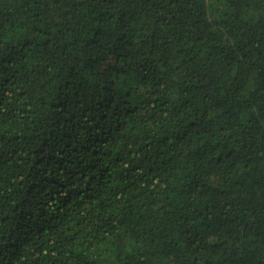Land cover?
<instances>
[{
	"label": "trees",
	"instance_id": "obj_1",
	"mask_svg": "<svg viewBox=\"0 0 264 264\" xmlns=\"http://www.w3.org/2000/svg\"><path fill=\"white\" fill-rule=\"evenodd\" d=\"M0 264H264V0H0Z\"/></svg>",
	"mask_w": 264,
	"mask_h": 264
}]
</instances>
